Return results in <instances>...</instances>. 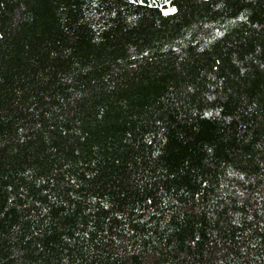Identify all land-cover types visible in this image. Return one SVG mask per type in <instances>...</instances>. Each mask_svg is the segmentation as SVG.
Here are the masks:
<instances>
[{
    "label": "trees",
    "instance_id": "1",
    "mask_svg": "<svg viewBox=\"0 0 264 264\" xmlns=\"http://www.w3.org/2000/svg\"><path fill=\"white\" fill-rule=\"evenodd\" d=\"M0 264H264V0H0Z\"/></svg>",
    "mask_w": 264,
    "mask_h": 264
},
{
    "label": "snow or ice",
    "instance_id": "2",
    "mask_svg": "<svg viewBox=\"0 0 264 264\" xmlns=\"http://www.w3.org/2000/svg\"><path fill=\"white\" fill-rule=\"evenodd\" d=\"M172 11H175V9L173 8Z\"/></svg>",
    "mask_w": 264,
    "mask_h": 264
}]
</instances>
